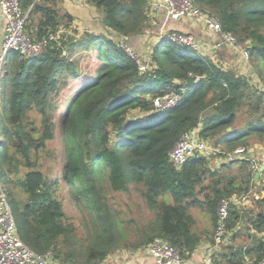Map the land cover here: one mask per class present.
<instances>
[{"label": "trees", "instance_id": "16d2710c", "mask_svg": "<svg viewBox=\"0 0 264 264\" xmlns=\"http://www.w3.org/2000/svg\"><path fill=\"white\" fill-rule=\"evenodd\" d=\"M147 2L86 0L103 11L105 27L124 37L146 32ZM196 3L215 14L223 29L234 33L239 42H248L252 60L258 69H264V0H196ZM42 4L22 0L24 10H30L26 29H31L34 17L41 14L35 28L39 39L55 33L63 17L58 9ZM65 17L73 19L68 13ZM94 45H99L103 62L98 77L73 96L63 113L56 111L54 103L61 86L59 75L75 67L63 55L62 39L52 41L38 57L22 58L16 51L6 57L2 95L8 93V107L0 115L4 137L0 167L20 236L37 252L53 253L55 260L63 261L62 245L71 248L69 237H74L75 232L73 217L66 210L69 201L83 214L93 215L95 241L87 262H100L116 250L115 242L121 231L118 216L109 205L108 191L127 192L133 182L143 184V195L155 210L156 218L152 234L124 248L146 247L160 237L191 254L203 237L192 228L194 218L187 211L188 205L204 206L195 196L197 187L205 183L207 174L214 176L216 172L211 170L205 156H194L177 168L169 159V152L183 133L199 124L204 138L219 135L216 143L222 141L230 148L241 146L254 134L263 136V96L247 92L249 81L235 70L201 58L191 48L177 45L167 37L155 47L153 68L147 73L140 71L137 61L117 45L112 35H93L85 47ZM182 89L187 91L179 105L156 111L154 98ZM245 103L254 117L243 129L229 132L227 128L235 122ZM136 110L146 116L132 118L131 113ZM33 116L39 117L40 123ZM58 136L62 137L63 150L56 157L65 165L62 178L56 166L47 172L39 164V152L45 151ZM237 161L241 170L248 168L245 178L239 181L235 176L220 175L207 186L206 203L214 213L215 225L216 208L222 198L246 192L256 184L249 162ZM234 163L226 162L224 167L231 170ZM222 180L226 182L223 184ZM19 193L25 198L20 199ZM167 194L173 202L159 200ZM255 203L259 209L251 214L231 208L228 228L232 240L243 230L251 245H229V251L226 249L219 260L223 264H244L246 258L259 264L264 257V235L250 234L264 233V196ZM246 214L249 217L241 226ZM220 262L214 259L213 264Z\"/></svg>", "mask_w": 264, "mask_h": 264}, {"label": "rangeland", "instance_id": "374dc122", "mask_svg": "<svg viewBox=\"0 0 264 264\" xmlns=\"http://www.w3.org/2000/svg\"><path fill=\"white\" fill-rule=\"evenodd\" d=\"M62 14V22L59 25L58 29H56L55 33L58 35V39H62L64 46H63V55H66L69 61H72L74 64V69L60 74V84L58 93L55 96V106L57 112H65V109L68 103L71 101L73 96H75L86 84L95 81L98 77V73L103 65L102 60L100 59V47L99 45H94L91 48H86L85 46L91 41L93 35L105 34V35H112L116 38V40L125 39L129 46L133 49V51L140 56L144 57L146 60L150 61V58L153 56V51L158 43L155 42V38L157 36L156 28L157 24H152L153 20L147 17L146 21L144 22V28L147 29L144 34H132L134 39H136V47L133 45L132 41H128L124 36L121 34L114 32L113 30L107 28L103 24V11L100 9L91 10V12H87L83 9L82 15L78 16L79 22L75 23L77 17H73L72 20L65 17V11H59ZM29 18V16H28ZM41 18V14H37L34 17V22L32 24V28L28 29V33L35 39H39L35 35V28ZM28 20V19H27ZM148 21V22H147ZM29 21H27L28 23ZM150 22V23H149ZM158 23V22H157ZM29 24V23H28ZM60 30V31H59ZM244 46H248V42L242 43ZM102 46H105L102 44ZM149 46V47H148ZM140 49V50H139ZM145 49V50H144ZM142 50V51H141ZM141 51V52H140ZM160 58L163 59L162 54H160ZM250 69L247 68L244 74L242 75L246 80L249 81L250 85L247 92L255 93L257 91L256 84L257 79H264V69H258V66L254 63V61H249ZM231 69V68H230ZM234 70V69H231ZM238 73V72H237ZM247 81V82H248ZM4 82V80H3ZM3 86V84H2ZM257 95V92L255 93ZM258 96V95H257ZM148 97V96H147ZM254 99L257 101V97L254 96ZM253 99V100H254ZM8 107V93L2 95L1 102H0V111L1 113L6 110ZM249 105L245 103L243 107L239 110L237 118L232 126L228 127L227 130L233 131L235 129H243V127L251 120L250 118L254 117V114H249ZM132 118L136 117H144L141 111H132ZM152 114V112H151ZM37 123H40L39 117L33 116ZM131 118V119H132ZM149 120V119H148ZM147 121V120H146ZM57 123H61V119L57 120ZM60 129V128H59ZM60 133V131H59ZM219 136V135H218ZM218 136L206 138L208 143L216 147L220 150V153L214 154L211 153L207 156L208 158V165L213 169L216 173L214 176H210L207 174L205 183L199 185L197 187L195 196L199 199L200 202L204 204V206H200L199 204L190 203L188 205V213L192 215L194 218V222L192 224L193 230L206 238L208 240V246L213 240L216 225L214 219V213L210 211L207 207V199H206V192L207 186L209 184L218 179L220 175H230L235 176L237 180H241L242 177L245 178L248 172V168L244 171L241 170L240 167H236L234 164L233 169L228 170L224 167L226 163L225 158L237 147H246L250 150L254 156L257 158L260 164H264V135H257L254 134L249 136L245 139L244 144L241 146H233L230 148L222 141L220 143H216ZM3 137L2 131L0 129V138ZM62 137L58 136L53 142L48 145V148L44 151L39 152V164L41 167L45 169V171L55 170L53 167H57L59 172V177L62 178V172L64 171L65 165L63 161H59L57 158V152L61 153L63 150V146L61 145ZM4 141V138H3ZM2 141V142H3ZM47 150H51V152L47 153ZM239 163L238 161H235ZM48 172V171H47ZM223 177V176H222ZM255 177V174H254ZM224 180L221 183L224 184ZM245 182V180H243ZM244 185V184H243ZM259 189V188H258ZM144 187L143 184L138 183H129V191L127 192H115V191H108V201L109 205L111 206L112 211L117 214L121 231H119V238L116 240L115 244L117 245V249H123L126 246H131L133 244L141 242L147 235L152 234L153 232V222L156 218L155 210L152 209L147 200L145 199L144 195ZM212 195V192H210ZM20 199L25 198L22 194H18ZM160 201H169L173 202V199L167 194L161 196L159 198ZM192 202V200H190ZM208 202V201H207ZM218 208V206H217ZM216 208V212H217ZM259 209V205L254 203L251 210L257 211ZM66 210L69 216H72L71 222L75 227L74 237H69V243L71 244V248L69 245L63 243V250L65 253L64 258L60 261L62 264H98L97 260L87 262L90 248L93 246V242L95 241L94 237V226L92 224L93 215L90 214H83L82 212L78 211L74 203H70L69 201L66 202ZM248 215L246 214L244 220L240 223L241 226L245 220L248 219ZM245 226V224H244ZM207 231V234H206ZM263 233V232H262ZM258 231H251L250 234L263 236ZM208 234H211L210 236ZM238 238V240H236ZM229 240L233 241L230 246L235 247L236 245H244L243 242H246L247 238L244 235L243 230L238 231L235 237V240H232V233L230 231V238ZM230 246H224L222 251H217L214 255V259L218 262L221 259L220 257L224 256L225 253L224 249L229 251ZM245 246V245H244ZM180 248V247H179ZM183 251V250H182ZM226 251V250H225ZM227 251V252H228ZM112 251L111 253H113ZM184 256L187 257L186 252H183ZM54 256L53 253H51ZM246 258L244 261L247 262ZM223 264V261L220 262ZM244 263V264H245Z\"/></svg>", "mask_w": 264, "mask_h": 264}, {"label": "built area", "instance_id": "2783aa9c", "mask_svg": "<svg viewBox=\"0 0 264 264\" xmlns=\"http://www.w3.org/2000/svg\"><path fill=\"white\" fill-rule=\"evenodd\" d=\"M0 12L5 20L4 36L0 54V101L2 95V82L5 76L6 57L11 51H16L22 58H34L46 52L50 43L58 39L56 33H50L41 39L33 38L27 31V19L29 14L22 6V0H0ZM146 16L164 12L170 18H189L195 24L201 26L214 39H219L224 44L236 46L241 53L246 66L251 59V45L244 46L239 42L237 36L225 31L219 18L212 12L200 7L196 0H148L145 8ZM60 31V30H59ZM173 43L189 47L201 58L211 59L210 55L203 49L200 40L192 33L172 30L163 35ZM117 45L128 52L138 63L142 73L152 70V62L135 53L125 39L117 40ZM222 67V66H221ZM226 69L225 67H222ZM228 69V68H227ZM257 94L263 96L264 101V79H257ZM186 89L180 92L166 93L153 99L156 111H164L179 105L186 93ZM202 125L196 126L185 133L175 143L169 152V159L177 167L181 168L194 156H205L220 153V150L211 146L207 139L201 134ZM0 138V146L2 144ZM246 160L249 162L253 174L260 171L256 184L246 192L234 193L224 197L217 208L218 222L212 242L208 246L205 256L198 262H192L184 256L183 251L162 239L155 238L146 246L148 253L154 259V264H213L214 255L221 251L224 246L232 244L228 221L232 207L248 210L256 200L264 196V168L252 152L246 147H237L225 158L226 162ZM2 171L0 167V179ZM255 178V177H254ZM259 188V189H258ZM0 264H58L51 253L42 254L28 246L21 238L12 206L9 202L8 189L5 184L0 185ZM246 264H253L247 259ZM264 264V257L259 261Z\"/></svg>", "mask_w": 264, "mask_h": 264}, {"label": "crops", "instance_id": "0c3cea01", "mask_svg": "<svg viewBox=\"0 0 264 264\" xmlns=\"http://www.w3.org/2000/svg\"><path fill=\"white\" fill-rule=\"evenodd\" d=\"M35 1L36 2L39 1L40 3H43L42 4L43 6H49L58 9V12L63 10L65 11V13H68L73 17H77L75 23L79 22L78 16L82 15L83 9L87 12L88 11L91 12V10L96 9V7L87 4L86 0H35ZM27 13L30 14V10H28ZM59 15L60 17L62 16L60 12ZM149 18L153 20V22H151L152 24L154 25L157 24V28H156L157 36L155 38L156 43L162 40L163 35L169 31L179 30V31L189 32L194 34L200 40L203 49L210 55L211 57L210 60L214 61L218 65L225 67L226 69L227 68L234 69L236 72L240 74H244L247 68L249 69L251 68L250 64L248 66L245 65L241 53L239 52V49L236 46L224 44L219 39H214L211 36L210 32H208L201 26L195 24L189 18H179V19L170 18L164 12L154 14L152 17ZM4 25H5V20L0 12V54H1L3 36H4ZM144 33H139L137 35ZM125 38L128 39V41L129 40L132 41L133 45L136 47L135 41L137 40L134 39L133 36H127V37L125 36ZM3 80H5V76ZM2 84H4V82H2ZM2 113L0 111V115ZM3 138L4 137H2V139ZM234 164L236 165V167L240 165V163H234ZM2 183L5 184L3 178L0 179V185ZM251 208L252 207H250L248 210L245 211H247L248 213L250 212L251 214L253 212V210L251 211ZM236 240H238V238ZM243 243L245 247H247L251 245V239L249 238L246 240V242ZM207 249H208V240L206 241V238H204L194 252H192L191 254H187V258L192 262H198L205 256ZM225 250L226 249H224L223 253H225ZM57 263L62 264L60 261H57ZM98 264H154V259L150 256L146 247H141L136 250L123 248V249H117L113 253H110L105 259L100 261V263Z\"/></svg>", "mask_w": 264, "mask_h": 264}, {"label": "water", "instance_id": "95a60500", "mask_svg": "<svg viewBox=\"0 0 264 264\" xmlns=\"http://www.w3.org/2000/svg\"><path fill=\"white\" fill-rule=\"evenodd\" d=\"M264 168V166H261L260 170H262ZM260 175V171L255 173V180H258V177Z\"/></svg>", "mask_w": 264, "mask_h": 264}]
</instances>
